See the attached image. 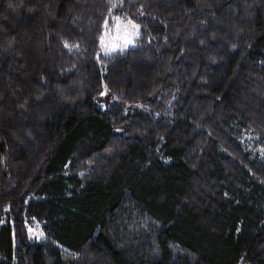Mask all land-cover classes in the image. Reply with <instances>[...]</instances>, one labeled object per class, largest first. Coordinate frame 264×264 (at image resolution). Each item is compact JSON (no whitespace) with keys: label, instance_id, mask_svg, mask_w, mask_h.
<instances>
[{"label":"trees","instance_id":"obj_1","mask_svg":"<svg viewBox=\"0 0 264 264\" xmlns=\"http://www.w3.org/2000/svg\"><path fill=\"white\" fill-rule=\"evenodd\" d=\"M0 264H264V0H0Z\"/></svg>","mask_w":264,"mask_h":264},{"label":"rangeland","instance_id":"obj_2","mask_svg":"<svg viewBox=\"0 0 264 264\" xmlns=\"http://www.w3.org/2000/svg\"><path fill=\"white\" fill-rule=\"evenodd\" d=\"M128 21L115 19L113 24L108 26L102 37V45L106 50L116 51L134 45L138 27L133 28L128 24ZM134 24L136 25V23Z\"/></svg>","mask_w":264,"mask_h":264},{"label":"snow or ice","instance_id":"obj_3","mask_svg":"<svg viewBox=\"0 0 264 264\" xmlns=\"http://www.w3.org/2000/svg\"><path fill=\"white\" fill-rule=\"evenodd\" d=\"M128 24L131 25L133 28H137L138 26L135 25L132 21H128ZM130 42V41H129ZM66 47L68 46L67 44L65 45ZM78 47V46H77Z\"/></svg>","mask_w":264,"mask_h":264}]
</instances>
